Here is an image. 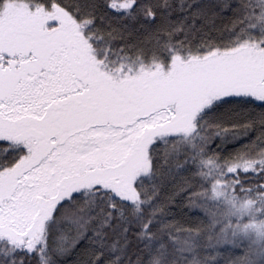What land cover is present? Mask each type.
Listing matches in <instances>:
<instances>
[{"label":"snow or ice","instance_id":"1","mask_svg":"<svg viewBox=\"0 0 264 264\" xmlns=\"http://www.w3.org/2000/svg\"><path fill=\"white\" fill-rule=\"evenodd\" d=\"M69 261L264 264V0H0V264Z\"/></svg>","mask_w":264,"mask_h":264},{"label":"trees","instance_id":"2","mask_svg":"<svg viewBox=\"0 0 264 264\" xmlns=\"http://www.w3.org/2000/svg\"><path fill=\"white\" fill-rule=\"evenodd\" d=\"M63 2L67 3V2H71V0H63ZM203 22H198L197 27H200V24ZM227 23V21H220L217 20L216 21V27L220 28L222 26V24ZM204 32H208L210 36L213 37V39H215L219 33L216 31L211 30L207 25L204 26ZM203 35V33H196L195 35V39L199 40L201 38V36ZM220 144L219 140H216L214 142L213 145V149H215V145ZM172 146L169 145V148H171ZM237 147V145L235 144H229L226 147V150L222 153L224 156H227L229 152H233L235 150V148ZM188 175V173H184V172H179V170H177V176H176V181L177 183L180 182L181 179L185 178ZM188 201L186 198L184 197H178L176 202H175V206L172 207L168 214H166L165 217H163V220L174 226V230L175 227H182L184 229H189V228H195L198 224H200L201 222H203L204 224L207 223V221L205 220L204 215L201 214V211H197V210H193V209H189L188 208ZM228 253H225V255H227ZM69 264H71V261H69Z\"/></svg>","mask_w":264,"mask_h":264}]
</instances>
